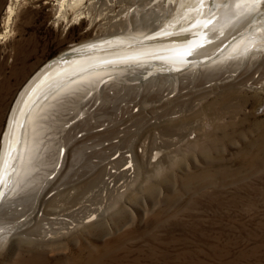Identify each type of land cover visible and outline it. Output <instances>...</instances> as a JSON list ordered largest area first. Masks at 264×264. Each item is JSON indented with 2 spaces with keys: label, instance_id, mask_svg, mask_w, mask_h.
I'll return each mask as SVG.
<instances>
[{
  "label": "bare ground",
  "instance_id": "6f19581e",
  "mask_svg": "<svg viewBox=\"0 0 264 264\" xmlns=\"http://www.w3.org/2000/svg\"><path fill=\"white\" fill-rule=\"evenodd\" d=\"M19 1L8 3L0 40L10 33ZM211 3L54 0L57 25L87 23L94 36L33 71L10 103L0 133V249L7 247L0 253L16 252L17 243L59 245L61 237L88 225L102 209H96L97 195L111 194L108 165L117 159L135 161V172L146 174L171 158L160 150L169 148L164 142L137 147L138 137L121 144L135 116L141 129H164V141L190 102L193 110L196 101L228 100L244 88L262 94L264 15L243 16L252 5L237 6L238 0H215L209 15ZM131 92L133 106L126 99ZM152 93L153 99L146 97ZM114 107L116 117L99 124V115ZM123 146L127 152H120ZM154 149L161 162L153 166ZM84 159L87 178L80 176ZM125 165L121 172L130 170Z\"/></svg>",
  "mask_w": 264,
  "mask_h": 264
},
{
  "label": "rangeland",
  "instance_id": "374dc122",
  "mask_svg": "<svg viewBox=\"0 0 264 264\" xmlns=\"http://www.w3.org/2000/svg\"><path fill=\"white\" fill-rule=\"evenodd\" d=\"M9 1L0 0V32ZM56 8L54 0H20L10 33L0 40V133L26 78L94 36L87 23L57 25ZM128 96L133 106L136 98ZM190 106L164 141V129H141L136 116V125L121 137L126 145L143 137L137 147L164 142L169 148L160 150L170 151L171 158L162 166L138 174L135 161L130 166L117 159L108 165L111 194L97 195L96 209H102L94 220L61 237L59 245L17 243L16 252L0 253V264H264V91L256 95L244 88L231 99ZM116 113L114 107L108 116L99 115V124ZM156 152L149 159L153 166L161 162ZM87 164L81 162L83 178ZM122 165L130 170L121 172Z\"/></svg>",
  "mask_w": 264,
  "mask_h": 264
},
{
  "label": "snow or ice",
  "instance_id": "6c2138e0",
  "mask_svg": "<svg viewBox=\"0 0 264 264\" xmlns=\"http://www.w3.org/2000/svg\"><path fill=\"white\" fill-rule=\"evenodd\" d=\"M242 3H250L252 7L248 9L246 13L243 14V16H252L255 13L259 12L260 15H264V0H238L237 6H239ZM223 6H227L225 3ZM217 5L215 3V0H212V3L209 6V15H211L214 10L216 9ZM190 53H185V55H188Z\"/></svg>",
  "mask_w": 264,
  "mask_h": 264
},
{
  "label": "water",
  "instance_id": "95a60500",
  "mask_svg": "<svg viewBox=\"0 0 264 264\" xmlns=\"http://www.w3.org/2000/svg\"><path fill=\"white\" fill-rule=\"evenodd\" d=\"M69 55L68 52H65L64 54H62L61 56L64 57L63 59H68L69 58Z\"/></svg>",
  "mask_w": 264,
  "mask_h": 264
},
{
  "label": "built area",
  "instance_id": "2783aa9c",
  "mask_svg": "<svg viewBox=\"0 0 264 264\" xmlns=\"http://www.w3.org/2000/svg\"><path fill=\"white\" fill-rule=\"evenodd\" d=\"M122 182H123L122 179H121V182H119V180H118V182L116 183V185L118 186V185L122 184Z\"/></svg>",
  "mask_w": 264,
  "mask_h": 264
}]
</instances>
